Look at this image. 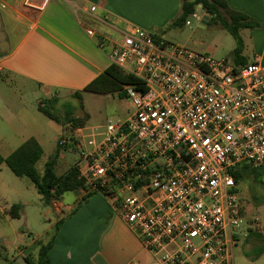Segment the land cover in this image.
<instances>
[{"label":"built area","instance_id":"obj_1","mask_svg":"<svg viewBox=\"0 0 264 264\" xmlns=\"http://www.w3.org/2000/svg\"><path fill=\"white\" fill-rule=\"evenodd\" d=\"M49 2L13 0L38 13ZM200 10L190 18L202 23ZM98 45L136 79L120 91L132 113L60 141L77 151L78 189L106 198L158 264H234L243 233L262 231L246 217L235 173L264 168V65L215 59L136 26Z\"/></svg>","mask_w":264,"mask_h":264},{"label":"crops","instance_id":"obj_2","mask_svg":"<svg viewBox=\"0 0 264 264\" xmlns=\"http://www.w3.org/2000/svg\"><path fill=\"white\" fill-rule=\"evenodd\" d=\"M6 1L9 7L0 11V154L4 158L32 138L43 148L45 133L34 113L35 102L38 109L64 106L78 100L76 94H81V101L85 102L87 86L111 67L108 50L99 48L100 36L119 37L136 26L166 39L164 30L180 16L182 7L181 0H50L45 10L38 13L20 7L13 0ZM225 2L232 11L259 24L256 29H241L240 36L246 62L258 61L264 65V0ZM92 8H96L95 11H91ZM88 31L96 35L91 37ZM207 53L213 55L212 51ZM39 112L42 113L40 109ZM52 122L64 133L63 124ZM45 125L50 127L49 123ZM67 127L70 138L71 126ZM78 129L73 131L75 135ZM61 160L60 156L57 169L60 164L63 166ZM69 169H65L64 174ZM3 186L0 179L1 224H9L14 234H19L21 231L13 221H30V207L39 206L37 203L46 207L45 217L49 223L39 222V227L34 229V242L27 246L16 245L13 251L16 256L7 264L37 262L40 248L50 242L53 243L49 252L51 264H158L138 236L110 213L103 197L95 195L83 202L87 194L77 189L72 191V198L62 196L45 206L34 184L26 182L24 193L13 188L12 193L21 203L19 216L13 218L11 208L17 204L1 190ZM246 217L253 218L248 214ZM257 218L262 228V220ZM25 229L30 234L33 230L32 226ZM250 234H253V244L261 247L255 235L264 237L263 230ZM6 237L5 231L0 229V260H6L3 255L7 254L9 244ZM240 242L242 246L244 240ZM263 257L264 254L258 259L246 258L245 264H254Z\"/></svg>","mask_w":264,"mask_h":264},{"label":"rangeland","instance_id":"obj_3","mask_svg":"<svg viewBox=\"0 0 264 264\" xmlns=\"http://www.w3.org/2000/svg\"><path fill=\"white\" fill-rule=\"evenodd\" d=\"M204 17L205 16H203V18ZM189 21L192 23L190 28L186 26H183L182 28H168V30H166V40L174 46L186 47L199 53L208 54L207 52L212 51L213 55L211 56H213L215 59L232 57L231 52L235 49L236 42L218 21H206L205 24H202L198 20L192 18H189ZM119 94L120 93L96 94L85 92V102H80L79 100L74 99L70 101L69 104L64 106L62 105L63 108L61 105H58V107H56V105L50 106V109L54 111L57 117L61 120V124H63L62 126H64V133L62 134L60 127L56 125V123L52 122V120H50L46 115L39 112L38 104L35 102L34 113L36 118L41 121L45 133L42 140L44 154L37 164L38 171L43 172L45 162L56 152H58L59 141L67 140V142H72V140H75L76 135L73 132L74 129H72V127L70 128L72 134L69 138L68 127L63 123L66 113L69 110L72 111L74 117L80 116V119L85 121L83 127H85L86 130L89 128L93 129L96 134L104 133L106 130V125L109 121L126 119L130 113H132V106L130 100L125 94L124 96H120ZM46 123H49L50 127H47L45 125ZM87 133H89V131H85V134ZM59 154L62 157L61 163L63 166L60 164V167L57 169V173L62 175L64 174L65 169L74 166L78 154L77 151L68 147H62L59 150ZM0 179L2 185L4 184L1 190L6 191L7 195L13 199L12 201H14L15 204L20 205V200H18L14 193H12L13 188H17L19 192L24 193L26 191L25 183L27 182L32 184V182L28 178L16 177L5 164H3L0 169ZM240 189L244 196V202L246 203L245 213L248 214V216L261 218L262 230L264 233V176L261 175L256 181L253 176L246 178L241 183ZM95 195L103 197L101 194H94L93 196ZM73 196L74 194L72 192L64 194V198L70 199ZM104 199L109 205L110 213L115 216L114 213L111 212L110 203L106 198ZM30 201L34 202V199L30 198ZM37 204L39 206L33 204L30 207L31 211L29 213L32 212L30 221H13L15 227L21 231L19 234H14L13 227H11L9 224H1L0 222V229L5 231L7 236L6 238L9 242L7 245V254H3L4 252H2L6 260H0V264H7V261H11L13 257L16 256V253L13 252L16 245L27 246L28 244L34 242L36 237V232L34 229L35 227H39V222L42 224H49L45 217L47 210L46 207L40 205L39 203ZM34 207L37 209L33 211L32 209ZM50 218H53V216ZM26 225L29 227L32 226L33 230H31V234L27 231V229H25L28 227ZM39 229L42 231V228ZM244 235L245 233H243L242 237L244 240L242 246L239 244V246H237L234 250V264H245V262H248L246 258L257 256L263 249L257 244H253V234H250V238H247L246 240ZM30 263L35 264L37 262L33 261V263ZM254 264H264V257Z\"/></svg>","mask_w":264,"mask_h":264},{"label":"trees","instance_id":"obj_4","mask_svg":"<svg viewBox=\"0 0 264 264\" xmlns=\"http://www.w3.org/2000/svg\"><path fill=\"white\" fill-rule=\"evenodd\" d=\"M181 3L182 7L180 16L177 17L168 28H182L185 26L188 19L199 10V6H202L201 10H204L205 14L209 16L208 21H218L234 38L236 47L231 54L234 62L239 65L248 64L243 57L244 43L240 36V30L259 28L257 22L251 20L244 14L232 11L225 0H181ZM164 31L161 32V34L164 33ZM135 81L136 79L132 75L122 72L115 66H111L104 74L87 86L85 91L96 94L120 93L122 85L134 84ZM119 95L124 96L123 93H120ZM75 98L80 101L82 100L81 94H76ZM39 109L49 119L59 124L62 123L54 111L50 109V106L40 107ZM63 123L65 125H70L72 129L75 130L83 127L85 121L74 117L72 111L69 110L66 113ZM58 146L59 150L62 147H68L76 151L73 145L63 146L60 141ZM59 150L49 158L45 164L42 175L39 174L36 165L43 156V148L34 138L26 141L7 158H4L0 154V166L3 164L7 165L18 178H28L42 197L43 204L45 206H50L54 201L60 200L64 194L75 191L84 185V181L80 178L74 166L63 175L57 174V165L60 157ZM261 175L264 176V168L260 170H251L246 164H243L235 173V178L237 182L242 183L246 178L251 176H253L256 181ZM93 195L94 194L87 195L83 202H86L87 199ZM20 209V205H13L11 208V216L17 218ZM255 238L258 240V243L261 244V248H263L257 256L253 257V259H258L264 254V237L256 234ZM52 244L53 243L50 242L40 248L37 264H51L49 252L52 248Z\"/></svg>","mask_w":264,"mask_h":264},{"label":"water","instance_id":"obj_5","mask_svg":"<svg viewBox=\"0 0 264 264\" xmlns=\"http://www.w3.org/2000/svg\"><path fill=\"white\" fill-rule=\"evenodd\" d=\"M201 8H202V6H199V9H201ZM201 14L205 16V17L203 18V22H202V24H205V23H206V21H208V20H209V18H208V16H206V14H205V11H204V10H201Z\"/></svg>","mask_w":264,"mask_h":264}]
</instances>
